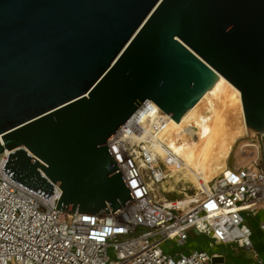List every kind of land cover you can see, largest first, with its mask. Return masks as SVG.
Listing matches in <instances>:
<instances>
[{
  "label": "water",
  "instance_id": "water-1",
  "mask_svg": "<svg viewBox=\"0 0 264 264\" xmlns=\"http://www.w3.org/2000/svg\"><path fill=\"white\" fill-rule=\"evenodd\" d=\"M264 135V0H0V156L71 217L133 199L108 149L139 107L178 123L215 83Z\"/></svg>",
  "mask_w": 264,
  "mask_h": 264
},
{
  "label": "built area",
  "instance_id": "built-area-1",
  "mask_svg": "<svg viewBox=\"0 0 264 264\" xmlns=\"http://www.w3.org/2000/svg\"><path fill=\"white\" fill-rule=\"evenodd\" d=\"M147 102L107 144L133 199L113 215L109 207L107 215L56 211L57 185L47 200L36 195L9 179L3 172L8 154L0 156V264H216L219 252L184 248L192 235L205 237L209 247L252 249L248 217L264 213V135L256 136L258 161L229 168L182 208L153 190L174 161L164 146L165 162L156 155L151 136L169 117ZM251 203L256 207L240 211ZM257 228L264 236V219ZM167 242L184 249L165 250Z\"/></svg>",
  "mask_w": 264,
  "mask_h": 264
},
{
  "label": "bare ground",
  "instance_id": "bare-ground-1",
  "mask_svg": "<svg viewBox=\"0 0 264 264\" xmlns=\"http://www.w3.org/2000/svg\"><path fill=\"white\" fill-rule=\"evenodd\" d=\"M148 104L145 102L143 108ZM252 133L245 126L239 91L226 78L217 76L178 123L168 118L165 129L155 139L151 136L161 161L165 162L167 157L174 161L166 170V180L153 190L162 189L166 193L177 190L183 197L176 202L186 208L200 199V192H205L214 178L229 169L232 154L238 157L250 146L246 139ZM163 146L168 150L167 157ZM193 189L196 193L189 195L187 192ZM253 207L256 206L252 203L245 204L240 211Z\"/></svg>",
  "mask_w": 264,
  "mask_h": 264
},
{
  "label": "rangeland",
  "instance_id": "rangeland-1",
  "mask_svg": "<svg viewBox=\"0 0 264 264\" xmlns=\"http://www.w3.org/2000/svg\"><path fill=\"white\" fill-rule=\"evenodd\" d=\"M257 134L252 133L250 136L246 139L248 142V147L244 148V152H241V154L237 157L235 154H232L230 157L228 163H229V168L230 169H237L241 168L242 166H247L251 163H254L259 160L260 158V148L258 143V140L256 139ZM212 182H210L211 184ZM189 195H192L196 193V191L193 189L192 191L187 192ZM156 196L159 198H166V200L170 202H175L178 199H181L183 197L182 194H178L177 190L173 192H162V189H159L158 192H155ZM161 198V199H162ZM264 218V214L260 213L258 215H252L248 217V222L251 225H255L260 220ZM264 238V236L262 235ZM252 246V244H251ZM163 248L177 251V250H182L184 248L188 250H205L209 254L212 252H219L221 255V258H216L215 263L216 264H234V262L231 260V257H238L241 258V256H245L247 259L251 261V264H264V256H260L256 250L253 248L252 249H245L242 247H238L235 244H228L225 247L222 246H210L209 247V241L202 236L196 237L195 235L190 236V239L187 241V244L184 248L175 246L173 243L167 242L163 245ZM112 254V250L109 252Z\"/></svg>",
  "mask_w": 264,
  "mask_h": 264
},
{
  "label": "trees",
  "instance_id": "trees-1",
  "mask_svg": "<svg viewBox=\"0 0 264 264\" xmlns=\"http://www.w3.org/2000/svg\"><path fill=\"white\" fill-rule=\"evenodd\" d=\"M249 226L252 230L251 244L260 256H264V238L257 228L258 225L249 224ZM231 260L234 262V264H251V261L243 255L241 256V258L233 256L231 257Z\"/></svg>",
  "mask_w": 264,
  "mask_h": 264
},
{
  "label": "crops",
  "instance_id": "crops-1",
  "mask_svg": "<svg viewBox=\"0 0 264 264\" xmlns=\"http://www.w3.org/2000/svg\"><path fill=\"white\" fill-rule=\"evenodd\" d=\"M263 214H264V213H263ZM263 219H264V218H263ZM263 219H262V220H263ZM257 225H258V223H257Z\"/></svg>",
  "mask_w": 264,
  "mask_h": 264
}]
</instances>
